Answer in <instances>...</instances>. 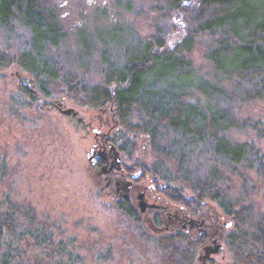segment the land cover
<instances>
[{"label": "rangeland", "instance_id": "374dc122", "mask_svg": "<svg viewBox=\"0 0 264 264\" xmlns=\"http://www.w3.org/2000/svg\"><path fill=\"white\" fill-rule=\"evenodd\" d=\"M47 3L54 10L62 36L59 42L41 47L43 56L66 71L83 75L88 83L99 82L102 68L122 64L131 49L140 47L155 32L164 35L166 42L173 45L179 32L190 30L196 17L194 0H183L176 9L166 0H47ZM216 36L199 33L191 45L180 46V52L189 61V71L184 75L169 73L165 81L150 78L157 93L164 95L168 88L186 90L189 97L203 105V95L196 89L200 81L220 82L232 88L205 54L215 43ZM30 39L29 30L17 19L0 25L3 50L13 53L21 48H32ZM31 79L32 76L16 63L0 68V162L4 164V172L0 173V209L7 198L27 200L36 208L39 219L51 223L54 241L62 239L72 255L67 259L68 253L57 255L51 246L35 248L30 242L25 244L26 240H15L13 244L18 249L9 250L6 264H162L149 236L163 231L164 227L148 222L146 209L140 211L138 207L135 218L120 208L121 201H116L117 197L105 188V176L90 167L89 156L95 141L91 128L101 127L105 135L112 130L107 126L110 132L107 131L106 124L98 120L100 111L78 103L67 95L63 86L55 83L46 85V93L42 92ZM22 82L33 87L40 97L29 101L19 89ZM25 100L29 104L22 106L20 102ZM50 100L63 102L64 108H75L85 120L93 116L92 126L86 129L75 116L60 113ZM229 101L237 118L264 123V99ZM126 136L118 141L123 147L119 150L126 168L137 170L141 163L151 166L157 155L150 147L148 136H135L131 132ZM227 136L232 140L252 141L264 151V137H258L250 128L230 130ZM204 158L192 162L200 174L214 164L212 158ZM162 171L158 176L151 174L161 184L164 182ZM228 183L232 196L242 192L249 194L251 213L257 215L264 210V176L238 164ZM183 188L186 194H191L188 187ZM208 202V217L210 211L222 213L214 202ZM225 222L221 233L232 229V222L226 218ZM3 237L10 238L6 234ZM217 241L223 245V251L213 255L212 264H232L223 236Z\"/></svg>", "mask_w": 264, "mask_h": 264}, {"label": "trees", "instance_id": "16d2710c", "mask_svg": "<svg viewBox=\"0 0 264 264\" xmlns=\"http://www.w3.org/2000/svg\"><path fill=\"white\" fill-rule=\"evenodd\" d=\"M194 1V22L189 31L179 32L173 45L155 32L140 47L131 49L122 64L102 68L99 82L88 83L83 75L64 70L42 54V46L55 44L62 36L47 0H0V25L17 19L29 30L32 45L13 53L0 48V68L16 63L32 76L31 81L42 92L46 93V85L55 83L80 104L93 108L112 106V140L119 148L123 147L118 141L128 137L127 132L148 136L157 159L151 166L141 163L139 167L148 176L163 170L160 174L164 186L159 189L162 196L193 216L207 217L208 201L214 202L224 218L232 222V229L221 233L232 264H264V210L254 215L249 210V194L232 196L228 186L238 164L264 176V151L252 141H237L227 136L230 130L250 128L258 137H264L263 122L237 118L229 104V100L242 103L264 99V0ZM166 2L176 9L183 0ZM199 33L217 35L205 54L233 87L200 81L196 89L203 95V105L189 97L186 90L168 88L164 95L158 94L150 78L165 81L169 73L187 74L189 61L180 52V46L191 45ZM19 89L29 101L36 98L33 89L25 83ZM164 136L166 142L162 141ZM205 156L212 158L214 164L200 174L192 162ZM3 168L0 162V173L4 172ZM185 186L191 194L184 192ZM6 201L0 209V264L8 262L10 249H18L13 244L17 240H26L25 244L30 242L35 248L51 246L57 255L68 253L67 259H71L72 251L66 249L62 239L54 241L51 223L39 219L31 203L13 198ZM118 205L136 218L130 205L123 201ZM163 229L149 236L160 262L194 264L197 247L204 242L207 231L189 233L179 228L172 230L170 226ZM5 234L10 238L3 237Z\"/></svg>", "mask_w": 264, "mask_h": 264}, {"label": "flooded vegetation", "instance_id": "af4514ba", "mask_svg": "<svg viewBox=\"0 0 264 264\" xmlns=\"http://www.w3.org/2000/svg\"><path fill=\"white\" fill-rule=\"evenodd\" d=\"M57 102H59V100L49 101V103L54 104V106ZM61 103V107H64L63 102ZM96 109L100 111L98 114V120L101 123H105L106 127L110 126L111 128V121L114 120L112 106ZM76 111L75 114L71 113L67 116H75L77 120L86 127V129H89L95 120L94 117L90 116L85 120L83 116L78 114L79 111ZM110 128L107 127V131L110 132ZM91 129L94 130L95 141L93 142V147L91 148V154L89 156L90 167L92 170H96L97 173L102 172L98 175L105 176L107 180L105 188L108 190L109 194L113 195V197H117L116 201H123L138 213V201L143 199L146 203L151 205L145 208V212L148 216V218H146L147 221L161 225L165 229L170 226L172 230L179 228L185 229L188 232H202L203 230H206L207 237L203 240L205 245L209 242L214 244L213 240H218V237H221V232L226 225L225 218L221 212L219 213L214 207H212V209L216 210V214H212L210 211V213L208 212L209 217H204L202 215L193 216L190 211L182 212V210L178 209L175 204L168 202L162 196L159 189L164 186V184H161L159 180L152 176L143 175L140 168L137 170L126 168L122 162L119 147L111 139V133L105 135V132L101 130V127H92ZM116 150L119 152L117 156L115 155ZM118 156L121 157V168L116 164V158ZM189 227H191L190 230H188ZM204 244L200 243L198 245L195 253L196 262L194 264H212L214 261L213 255L219 254V252L223 251L222 245L218 252L211 253V258L204 261L202 259L203 252L201 251V247H203Z\"/></svg>", "mask_w": 264, "mask_h": 264}, {"label": "water", "instance_id": "95a60500", "mask_svg": "<svg viewBox=\"0 0 264 264\" xmlns=\"http://www.w3.org/2000/svg\"><path fill=\"white\" fill-rule=\"evenodd\" d=\"M16 74L18 75V73H16ZM31 89H33V92H34V95L36 96V98L39 97L37 91L33 87H31ZM61 104L62 103L60 101L55 103V106L58 108L60 113L65 114V115H69L71 113L75 114L77 112L73 107H65L64 108V107H61ZM111 147H112V145H111ZM118 154H119V152L116 150L115 151V155L117 156ZM120 160H121L120 156H118L116 158V163H117V165L119 167L121 166L120 165ZM138 206H139L140 211H143L147 206H151V205L146 203L143 199H140L138 201ZM213 243H214L213 245H207L206 244V245L203 246L202 259L204 261H206L207 259H210L211 258V253L218 252L221 249V247H222L221 243L219 241H217V239H214Z\"/></svg>", "mask_w": 264, "mask_h": 264}]
</instances>
